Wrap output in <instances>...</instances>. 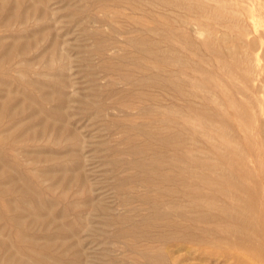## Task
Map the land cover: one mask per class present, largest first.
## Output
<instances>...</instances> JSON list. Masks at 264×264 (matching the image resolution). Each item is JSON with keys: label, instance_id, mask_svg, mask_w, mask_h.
<instances>
[{"label": "rangeland", "instance_id": "rangeland-1", "mask_svg": "<svg viewBox=\"0 0 264 264\" xmlns=\"http://www.w3.org/2000/svg\"><path fill=\"white\" fill-rule=\"evenodd\" d=\"M179 1L0 0V264H145V248H164L182 264H234L221 255L218 231L208 236L205 253H177L173 243L149 238L156 230L118 233L149 213L132 196L147 191L146 183L133 180L142 175L133 161L148 162L159 152L167 160L168 153L180 151L224 166L238 179L244 178L236 165L243 157L253 159L250 190L240 195L252 203L244 214L258 247L236 251L247 264H264V143L256 129L264 115L255 112L257 101L264 110V80L260 92L254 89L255 77L264 73V0H204L200 10ZM216 4L217 14L211 10ZM237 11L242 19L236 23ZM160 18L175 33L162 45L177 51L167 71L193 94L187 99L146 83L147 73L157 70L127 41L135 34L158 39L147 29ZM201 24L219 27L217 39L226 37L217 44V56L202 45L205 35L195 33ZM135 64H145V71ZM246 64L253 66L249 76ZM207 75L216 77L226 97ZM246 101L247 109L237 111ZM164 107L176 110L173 126L159 124L157 112ZM168 134H181L182 150L161 145ZM203 172H193L189 182ZM206 193L217 201L212 190ZM215 239L217 253L208 252Z\"/></svg>", "mask_w": 264, "mask_h": 264}, {"label": "bare ground", "instance_id": "bare-ground-1", "mask_svg": "<svg viewBox=\"0 0 264 264\" xmlns=\"http://www.w3.org/2000/svg\"><path fill=\"white\" fill-rule=\"evenodd\" d=\"M158 1L164 4H172L171 2L174 0H156L157 3ZM183 1L184 3L186 2V4H188L187 7L189 9H191L192 7H196L200 10L203 9L206 5L204 0H195L194 3H191L194 0H180L179 2L183 3ZM211 10L215 14H217V4L214 5ZM219 13L220 12H218V14ZM233 14L236 23L237 21L239 22L240 19H242L241 12L237 11L234 12ZM222 15L224 14L222 13ZM160 19H161L160 24L157 23V25L155 24L151 28L149 27L150 29H147L151 33H153V35H158L157 37L158 39L155 40H159V41H155V40L152 41L151 39L144 36H140V35L136 36V34L134 37L130 36V38H128L129 36L127 35L128 36L127 41L129 44L133 46V48L138 54L140 53L144 54L146 57L151 59L150 62H152L151 64L152 68H156L157 70V72L151 75L147 73V79H145L146 83L148 82L150 84L154 83L155 85H158L159 87L165 89L169 87L172 92L173 91L175 92L176 95L181 97H186L187 99L189 98V96H192L193 94L191 92H185L184 91L185 89L182 88L181 86L183 84L179 81V79L175 77L173 74L171 75V73L167 71L169 60L171 59L172 55L175 53L176 49H174L172 46L169 45H167L166 47H163L162 45L164 43H169L171 37L174 36L175 33L174 31H172L173 29H171V25L167 20V18H160ZM200 26H201L200 28H198L197 26V28L194 30L195 33L200 36L201 35L203 36V34L205 35L202 38L203 39L202 45L204 46V48L211 50L217 56L218 54L217 44L218 43L225 44L227 41L226 37L223 35L222 37L217 39L216 29L219 27L214 29L208 27V25L204 26V24H201ZM179 36H181V38L182 37L185 38L184 41L185 44L188 45L190 48H192L193 43L188 40L187 36L184 33H179ZM112 39L113 38H111V40ZM97 45H100V43ZM236 49L237 47L236 45H234L232 51L236 53L237 52ZM244 59L247 62L248 61L250 62L249 58H244ZM138 62L140 63V60ZM238 62H241V60H236L235 64H237ZM251 65L252 64H246L245 69H246V74L248 76L251 73V71H253L252 70L253 66ZM143 66L145 67V64L144 65L135 64V68L138 72L145 71L144 69L146 67L143 68ZM206 79H208V81L213 84L214 89H217V85L219 86V84H217L216 77L207 75ZM262 80H264V73L260 71L257 77H255L254 79V82H257L256 83L257 87L254 86L255 87L254 89L257 92H260V90L262 89V84H260L262 83ZM197 85L198 88H201L202 86L201 83H198ZM192 87L195 86L192 85ZM225 90H226L225 88L219 86V93H221V95L222 94L223 96L226 95ZM246 91H242L241 93H244ZM207 94H208L207 96L211 97L212 100L215 99V94L213 92L207 90ZM229 99L231 98L229 97ZM229 99H227L229 106L235 109L236 104ZM255 103L258 105L255 112H258L259 115H264V110H262L261 107L262 102L257 101ZM246 104H248L247 101L245 102V104H240L239 108L237 107L236 110L237 111L246 110L247 109ZM249 106L252 107L254 106V104H250ZM6 107L9 108L8 105ZM196 110L198 112H201V107H196ZM175 112L176 110L173 109L172 107H167V108L164 107L162 111L157 112V114L159 115L158 116L159 124L166 127L173 126L174 123L171 120V115H174L173 113ZM254 120H257V118L255 117ZM184 123L185 125H188L190 124V121L186 119ZM256 127L255 128L261 134V138H259V141L261 143H264V120H262V122L257 124ZM249 132L251 133V129H249ZM0 137H2V135H0ZM161 142H162L161 145H163L164 147L175 146L182 150L183 140L181 134L180 135L168 134L162 136ZM138 150L139 149H137V151ZM132 151L135 152L134 148L132 149ZM249 163H253V159L243 157V159H241V162H239L236 165V169L239 171V174L242 175L244 178V179H238L236 176H233V174L229 172L224 166L222 167L217 166V164L213 165L210 163L208 159L205 158H200V157L187 158V155L185 156V152H181V151L180 154L168 153L167 160H165L163 154L159 152L153 158H150L148 162L146 160H142V161L138 160L136 162L133 161L132 165L134 166L132 168L142 172L140 178L137 175H135L133 180L137 182L142 181L146 183L147 191H144L142 193H134V195L132 196H134L137 200H140L142 204L145 205L146 210L148 209L147 211L149 213L148 216L143 220H141L139 223L132 222L128 229H124V231H120L119 229L118 233L127 232L130 235L133 234L136 235L137 231L147 230V229L150 231L156 230L157 233L149 236V238L160 241L162 244L173 243L175 252L177 253L180 250L183 249L189 250L191 248H194L195 250H202V252L205 253L207 251L206 241H208L209 239L208 236L211 235L212 233H217L218 231V235H219L218 240H220V244L223 243L220 245V247L222 248L221 255L224 258L231 260L234 264H247L248 263L247 260L244 257L237 254L236 250L237 248H245L248 250H253L256 247H258L254 242L253 234H255V229L253 227L251 228V223H249L250 217L249 215L244 214V212H248V209L251 207L252 203H248L245 197L242 194L240 195L242 191L248 192L250 190L249 184L246 181L247 179H249V177L252 174L250 168L248 167ZM189 164L195 166L194 171L192 170ZM157 169L159 170L158 174L155 173ZM198 169H203L204 172L196 177L197 181H195L194 183L189 182L188 180L189 177L193 176ZM207 173H209V175H207ZM212 174L217 175L216 176L217 179L213 178ZM120 188L122 189V187ZM43 190L44 188L42 189V191ZM149 190H151V192H148ZM206 190H212L214 193H216L217 201L213 199H209L207 197ZM0 198L2 197L0 196ZM260 203L262 206H264V191H262ZM210 208H214L217 211V214L208 213L209 212L208 210ZM230 235L231 237L228 238ZM261 236L262 234L260 235V237ZM17 239L22 240V237L19 236ZM212 245L215 246H212L213 248H210L208 252L217 251V239H215V241L212 242ZM143 250L144 251L142 252V256L143 259L146 261L145 264H182L181 260H179L178 257H175L173 255L174 253L166 251L164 250V248H145ZM195 256L196 253L194 257Z\"/></svg>", "mask_w": 264, "mask_h": 264}]
</instances>
